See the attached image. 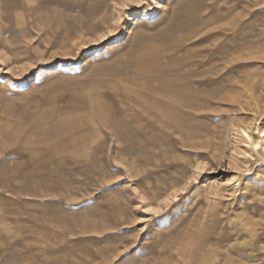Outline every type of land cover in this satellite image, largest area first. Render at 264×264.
<instances>
[{
	"label": "rangeland",
	"instance_id": "1",
	"mask_svg": "<svg viewBox=\"0 0 264 264\" xmlns=\"http://www.w3.org/2000/svg\"><path fill=\"white\" fill-rule=\"evenodd\" d=\"M124 3L0 0V264H264V0Z\"/></svg>",
	"mask_w": 264,
	"mask_h": 264
},
{
	"label": "snow or ice",
	"instance_id": "2",
	"mask_svg": "<svg viewBox=\"0 0 264 264\" xmlns=\"http://www.w3.org/2000/svg\"><path fill=\"white\" fill-rule=\"evenodd\" d=\"M146 2H147V0H125V3H124L123 5H117V7H127V6H129V5H135V6H137V7H140V6L144 5ZM155 2H156V0H153V3H155ZM111 35H113V33H112V32H109V36H111ZM101 39H102V40H103V39H106V37H101ZM0 62H2V61H0ZM241 134L244 136V138H245L250 144L253 143V142H252V137L249 135L248 132L242 131ZM258 135H259L260 137L264 138V132H259ZM253 147H254L255 149H259V148L261 147V145L258 144V143H256V144H253ZM202 170H203V169L201 168V166L198 165L197 168H196V171H197V172H201ZM146 211L151 212V213H154V214H158V213H159V209H153V208H148V209H146Z\"/></svg>",
	"mask_w": 264,
	"mask_h": 264
},
{
	"label": "bare ground",
	"instance_id": "3",
	"mask_svg": "<svg viewBox=\"0 0 264 264\" xmlns=\"http://www.w3.org/2000/svg\"><path fill=\"white\" fill-rule=\"evenodd\" d=\"M242 131H245V132L250 133L247 129H241V130L239 131V135H240L241 138H244V136L241 134ZM255 132H256V136H257V138H256V139H252V142H253L252 144H250L248 141H247V142L249 143V146L252 147V148H254V147H253V144H256V143L260 144V145H261L260 149H261L262 153L264 154V138H262V137H260V136L258 135L259 132H264V126H263V127H256ZM249 135H250V134H249ZM254 149H255V148H254ZM255 150H256V149H255Z\"/></svg>",
	"mask_w": 264,
	"mask_h": 264
}]
</instances>
